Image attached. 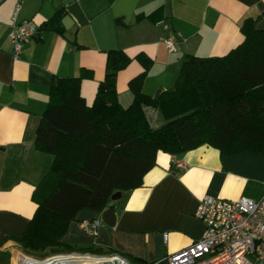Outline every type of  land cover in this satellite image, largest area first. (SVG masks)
I'll list each match as a JSON object with an SVG mask.
<instances>
[{
	"label": "crops",
	"instance_id": "obj_1",
	"mask_svg": "<svg viewBox=\"0 0 264 264\" xmlns=\"http://www.w3.org/2000/svg\"><path fill=\"white\" fill-rule=\"evenodd\" d=\"M17 4L18 20L27 19L37 31L15 56L8 32ZM60 8L76 24L74 40L64 35L62 21V31L42 28ZM246 17L264 27V0H0V264H14L26 253L14 236L22 233L33 215L32 191L53 160L52 153L34 146L52 75L71 76L89 68L80 91L90 104L104 76L107 49L120 47L131 56L144 51L153 63L142 88L150 95L159 90V96L174 87L186 53L220 55L237 45L244 36L240 26ZM159 19L167 27L157 24ZM163 36L174 39L175 51L164 44ZM142 69L133 58L118 71L116 90L122 105L132 100L128 80ZM144 108L152 126L164 122L159 106ZM174 157L183 165L177 167ZM120 191V197L108 205L113 207V225L102 220V210L81 208L68 222L62 240L80 247H111L143 262L169 264L168 254L199 238L204 230L195 215L203 194L259 198L264 193V148L231 154H220L208 144L177 154L158 150L142 185ZM94 219L99 220L95 233L90 223L81 224Z\"/></svg>",
	"mask_w": 264,
	"mask_h": 264
},
{
	"label": "trees",
	"instance_id": "obj_2",
	"mask_svg": "<svg viewBox=\"0 0 264 264\" xmlns=\"http://www.w3.org/2000/svg\"><path fill=\"white\" fill-rule=\"evenodd\" d=\"M64 14L58 9L42 28L62 31ZM240 29L243 39L223 54L186 53L174 87L158 97L142 88L153 63L144 51L131 56L120 47L107 49L104 76L90 104L80 91L89 68L71 76L52 75L34 146L52 153L53 160L32 191L33 215L14 236L26 253L117 252L72 245L62 236L79 209L101 211L114 191L142 185L158 150L177 154L208 144L220 154H231L264 148V27L246 17ZM133 58L143 69L128 80L132 100L122 105L117 73ZM146 105L159 106L164 122L152 126ZM124 256L134 264L144 263L135 255Z\"/></svg>",
	"mask_w": 264,
	"mask_h": 264
},
{
	"label": "built area",
	"instance_id": "obj_3",
	"mask_svg": "<svg viewBox=\"0 0 264 264\" xmlns=\"http://www.w3.org/2000/svg\"><path fill=\"white\" fill-rule=\"evenodd\" d=\"M18 7L17 4L12 12V26L8 32L15 56L23 43L37 31V27L27 19L18 20ZM157 24L167 27L163 19L157 20ZM162 41L171 51L176 50L171 36H163ZM172 161L177 167L183 165L178 158L174 157ZM195 215L204 223L201 236L168 254L169 264H264V193L259 198L246 195L227 198L205 193L198 200ZM89 223L91 232L95 233L99 220L81 222L83 226ZM44 258H54L65 264H94L95 258L106 259L110 264H134L118 252L98 255L77 250L55 252L43 258L22 253L14 264H35Z\"/></svg>",
	"mask_w": 264,
	"mask_h": 264
},
{
	"label": "water",
	"instance_id": "obj_4",
	"mask_svg": "<svg viewBox=\"0 0 264 264\" xmlns=\"http://www.w3.org/2000/svg\"><path fill=\"white\" fill-rule=\"evenodd\" d=\"M65 1H68V0H65ZM62 4L60 5V7L62 6ZM61 21H62L63 25L65 26V28L67 29L64 32V35L68 39L74 40L76 24L74 23V20L72 19L70 14H68V13L64 14L63 17L61 18ZM158 93H159V90L156 91V93L153 97H157ZM120 195H121V191L116 190L111 194L110 197H111V199H117L118 197H120ZM114 217H115V215H114L113 207L111 205L101 211V218L108 225L114 224ZM104 264H110V263L105 262Z\"/></svg>",
	"mask_w": 264,
	"mask_h": 264
},
{
	"label": "bare ground",
	"instance_id": "obj_5",
	"mask_svg": "<svg viewBox=\"0 0 264 264\" xmlns=\"http://www.w3.org/2000/svg\"><path fill=\"white\" fill-rule=\"evenodd\" d=\"M94 261H95L94 264H102L105 262H109L106 259H102V258H95ZM35 264H65V262L64 261L58 262L57 260H54V258H44V259L36 261Z\"/></svg>",
	"mask_w": 264,
	"mask_h": 264
},
{
	"label": "rangeland",
	"instance_id": "obj_6",
	"mask_svg": "<svg viewBox=\"0 0 264 264\" xmlns=\"http://www.w3.org/2000/svg\"><path fill=\"white\" fill-rule=\"evenodd\" d=\"M156 91L157 90H155L153 93H152V95L154 96L155 95V93H156ZM96 254H98V255H103V254H106V253H96ZM33 255V254H32ZM48 255H50V254H48ZM35 256V255H34ZM47 256V255H46ZM35 257H39V256H35ZM43 257H45V256H43ZM43 257H39V258H43Z\"/></svg>",
	"mask_w": 264,
	"mask_h": 264
}]
</instances>
